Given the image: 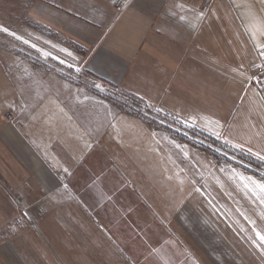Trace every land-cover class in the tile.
<instances>
[{
    "label": "crops",
    "instance_id": "0c3cea01",
    "mask_svg": "<svg viewBox=\"0 0 264 264\" xmlns=\"http://www.w3.org/2000/svg\"><path fill=\"white\" fill-rule=\"evenodd\" d=\"M115 1L0 0V26L37 57L0 45V264H264V176L247 165L264 167V100L248 83L264 0H131L121 14ZM105 85L245 163L155 130Z\"/></svg>",
    "mask_w": 264,
    "mask_h": 264
},
{
    "label": "built area",
    "instance_id": "2783aa9c",
    "mask_svg": "<svg viewBox=\"0 0 264 264\" xmlns=\"http://www.w3.org/2000/svg\"><path fill=\"white\" fill-rule=\"evenodd\" d=\"M130 1L131 0L115 1V7L118 14H121L126 10ZM254 53L255 59H253L248 66V70L251 74L249 82L257 87L264 100V41L254 44ZM113 89L115 90L111 91V94L113 95L111 97L119 102H124L138 115H147L149 117L155 115L157 118L162 117L163 120H161V125L158 126H164L165 129L175 137L192 143L200 148L207 149L219 157L231 158L245 163V161L241 160L243 152L222 140L217 134L210 132L193 121L180 117L174 112L163 110L161 104L150 103L140 97L130 95L118 87H114ZM153 112H157V114H153ZM6 118L9 121H16V118L11 112L6 114ZM158 126H156L155 130L160 129ZM247 165H250L258 173L264 176L263 166ZM60 174L62 176L65 175L63 171H61ZM9 197L16 206L20 207L23 205L21 198L18 196L9 194Z\"/></svg>",
    "mask_w": 264,
    "mask_h": 264
},
{
    "label": "rangeland",
    "instance_id": "374dc122",
    "mask_svg": "<svg viewBox=\"0 0 264 264\" xmlns=\"http://www.w3.org/2000/svg\"><path fill=\"white\" fill-rule=\"evenodd\" d=\"M33 44H35V42H34V40L32 38L23 37L20 34H14V33H12V36H9L8 33H6V31L4 30V28L2 26H0V45L1 46L7 45V46H12L13 48H15L17 50V52L14 53V56H18V58H19L18 60L27 59L26 58L27 50H30V51L33 52V53L30 52L28 54L29 60H32V59L35 60L37 58L36 57V48H35V46ZM31 57H32V59H31ZM43 58L45 60H48L49 62H52L55 59V58H52L48 53H45ZM58 61L60 62L61 60L55 59L54 62H58ZM60 64H62V65H60V68H56V69H57V71H59L61 73L69 75V71L75 70V68H73L69 63L63 62V60L60 62ZM18 71H20V70H18ZM80 71H81V69H77L75 72H80ZM249 73H250V71H249ZM250 76H251V74H250ZM249 79H250V77H249ZM248 83L250 85H253V84H251L249 82V80H248ZM114 87H116V86L105 85V86H103V89H100V91L102 92V94L104 96H107V99H109L110 101L118 103L119 106H121L122 108L126 109L128 112H130L132 114H135V115H138L137 113L133 112L124 102L123 103L119 102L116 99L111 97V96H113L111 94V91L115 90V89H113ZM162 107H163V110H167L168 112L170 111V109L164 107L163 105H162ZM170 112H172V111H170ZM153 114H157V112H153ZM138 116H140V115H138ZM140 117H142V118L146 119L148 122H150L153 125L154 129L156 128V126L161 125V120H163L162 117H158L157 118L155 115H153L152 117H149L147 115H142ZM180 117H183V116H180ZM183 118H185V117H183ZM185 119H187V118H185ZM187 120H189V119H187ZM158 127L160 129L162 128V129L166 130L164 126H158Z\"/></svg>",
    "mask_w": 264,
    "mask_h": 264
},
{
    "label": "snow or ice",
    "instance_id": "6c2138e0",
    "mask_svg": "<svg viewBox=\"0 0 264 264\" xmlns=\"http://www.w3.org/2000/svg\"><path fill=\"white\" fill-rule=\"evenodd\" d=\"M4 30L6 31L7 29H4ZM253 184L255 185L256 188L259 189L261 194H264V183L253 181ZM261 203H264V196H262L261 198ZM256 234L257 236H259L261 241H264V234H261L260 232H257Z\"/></svg>",
    "mask_w": 264,
    "mask_h": 264
}]
</instances>
